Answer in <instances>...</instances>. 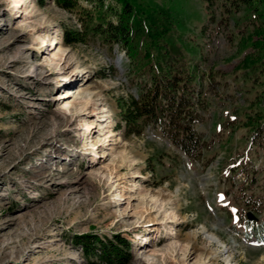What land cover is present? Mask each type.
I'll list each match as a JSON object with an SVG mask.
<instances>
[{
  "label": "rangeland",
  "instance_id": "obj_1",
  "mask_svg": "<svg viewBox=\"0 0 264 264\" xmlns=\"http://www.w3.org/2000/svg\"><path fill=\"white\" fill-rule=\"evenodd\" d=\"M134 1L167 12L198 64L200 158L149 126L116 127L137 90L125 49L90 29L97 3L0 0V264H105L74 242L85 233L124 236L125 264H264V41L234 24L242 11L229 24L202 0ZM65 29L82 38L65 43Z\"/></svg>",
  "mask_w": 264,
  "mask_h": 264
},
{
  "label": "trees",
  "instance_id": "obj_2",
  "mask_svg": "<svg viewBox=\"0 0 264 264\" xmlns=\"http://www.w3.org/2000/svg\"><path fill=\"white\" fill-rule=\"evenodd\" d=\"M99 6L98 21L90 26L103 42L122 46L129 58L128 70L137 93L118 99L117 128L124 135H141L146 126L158 130L174 147L191 158H200L205 142L196 129L206 107V97L198 64L182 54V33H175L171 16L164 10L137 6L134 0H117L119 10L103 8L102 0H93ZM211 20L219 10L229 23L233 13L242 11L236 23L250 24L255 35L253 42L264 41V0H202ZM65 8L73 9L78 0H55ZM112 11L113 21L108 12ZM176 22V21H175ZM176 25V24H175ZM205 24L201 30L204 31ZM242 32V31H241ZM80 30H63L64 42L80 40ZM258 236L264 228L256 226ZM85 257H94L105 264H125L131 257L128 240L114 233L101 239L96 234L85 233L74 237ZM93 264V262H91Z\"/></svg>",
  "mask_w": 264,
  "mask_h": 264
},
{
  "label": "bare ground",
  "instance_id": "obj_3",
  "mask_svg": "<svg viewBox=\"0 0 264 264\" xmlns=\"http://www.w3.org/2000/svg\"><path fill=\"white\" fill-rule=\"evenodd\" d=\"M42 43H45V44L49 43V44H52L53 41L51 40V37H50L49 35H46V37H43V39H42ZM36 47L38 48L39 45H38V46L36 45ZM88 99H89V96H88L87 93H84V94L80 95V103H79V104H81V106L85 105V104L87 103ZM81 108H82V107H81ZM104 119H105V118H104ZM106 120H107V119H106ZM99 124H100V126H101L102 122L100 121ZM85 128H86V129L88 128V125H87V124L85 125ZM205 237H206L208 240H210V241H211V240L218 241V239H217L214 235H212V234H208V233H207V234H205ZM171 245H172V244H171ZM172 246H173V245H172ZM166 249L169 250V247H167Z\"/></svg>",
  "mask_w": 264,
  "mask_h": 264
}]
</instances>
